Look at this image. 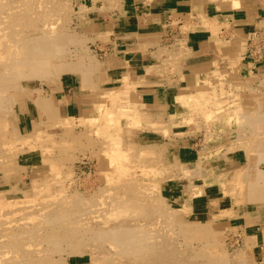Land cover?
Wrapping results in <instances>:
<instances>
[{"label": "rangeland", "instance_id": "374dc122", "mask_svg": "<svg viewBox=\"0 0 264 264\" xmlns=\"http://www.w3.org/2000/svg\"><path fill=\"white\" fill-rule=\"evenodd\" d=\"M87 4L0 0V102L23 85L45 87L84 67L94 71L103 51L88 44L94 6ZM33 46H45L43 65L53 74L21 73L30 57L21 54ZM238 58L193 80L177 117L181 127H172L168 113L159 122L148 116L143 126L140 112L113 100L88 117L65 119L46 110L37 89L44 118L24 134L14 127L10 104L0 103V180L9 183L0 189V264H264L240 220L221 211L264 214V75L239 73ZM177 137L192 143V180L213 185L220 211L190 214L161 196L162 183L180 170L172 152ZM30 151L39 164L29 173L19 163ZM241 166L247 175L232 181Z\"/></svg>", "mask_w": 264, "mask_h": 264}, {"label": "crops", "instance_id": "0c3cea01", "mask_svg": "<svg viewBox=\"0 0 264 264\" xmlns=\"http://www.w3.org/2000/svg\"><path fill=\"white\" fill-rule=\"evenodd\" d=\"M84 2L94 6L87 13L88 44L96 45L103 54L89 74L84 67L82 72L68 74L45 87L23 85L16 89L8 112L19 133H31L44 118L43 106L34 100L37 89V95L45 99L46 110L50 108L65 119L88 117L98 105L113 100L117 107L140 112L143 126L149 125L148 116L159 122L168 113L175 117L171 123L175 128L182 126L177 117L184 110L183 102L192 95L195 78L230 66L236 55L239 58L234 64L239 73L264 75V42L261 56L256 55L257 50L249 55L251 47L264 39V0ZM177 139L172 152L180 170L178 177L162 183L161 196L190 214L220 211V198L213 185L192 180V143L189 138L183 142ZM20 162L23 165L19 163V167L29 173L39 164L31 151ZM7 186L6 180H0V189ZM221 211L227 212V218L240 220L254 249L259 247L264 256L263 212H235L232 206Z\"/></svg>", "mask_w": 264, "mask_h": 264}, {"label": "bare ground", "instance_id": "6f19581e", "mask_svg": "<svg viewBox=\"0 0 264 264\" xmlns=\"http://www.w3.org/2000/svg\"><path fill=\"white\" fill-rule=\"evenodd\" d=\"M226 40V39H225ZM15 43H16V40H15ZM27 45V44H26ZM29 45V44H28ZM14 46V45H13ZM45 47V46H44ZM44 47L43 48H40V49H36L34 46H33V49H32V47H25L24 48V50H23V54H21L22 55V57H23V55H30V57H28V59L27 60H25L24 62H22L23 64L22 65H24V67H26L27 68V70H25V71H23V72H21V73H24V77L25 78H27V79H31L32 78V76L33 75H35V74H39V77H44V76H46V75H51V74H53V71L52 70H50V68L48 67V65L46 66L45 64H46V55H45V53H43L44 52ZM35 48V49H34ZM16 49V48H15ZM50 49V48H49ZM5 50V49H4ZM13 51V50H12ZM18 52V51H17ZM16 52V53H17ZM21 52V51H20ZM3 53V52H2ZM5 53V52H4ZM19 53V52H18ZM166 53V52H165ZM12 54H14V52L12 53ZM11 54V55H12ZM164 54V53H163ZM20 55V54H19ZM14 56H15V54H14ZM21 57V56H20ZM19 57V58H20ZM167 57V56H166ZM12 59H13V57H12ZM24 59H25V57H24ZM8 60V59H7ZM14 60V59H13ZM17 60V59H16ZM15 60V61H16ZM19 61V60H18ZM23 61V60H22ZM17 62V61H16ZM43 62L45 63L44 65H43ZM40 63V64H39ZM13 64V63H12ZM15 64V63H14ZM13 64V65H14ZM18 64V63H17ZM18 65H20V64H18ZM77 68V67H76ZM17 69V68H16ZM23 70H24V68H23ZM77 70V69H76ZM72 71H75V70H72ZM123 74V73H122ZM124 78V77H123ZM125 80V79H124ZM197 85V84H196ZM3 91V90H2ZM195 94V93H194ZM206 94V93H205ZM194 97V96H193ZM191 98V97H190ZM245 98V97H244ZM185 99V98H184ZM189 99V98H188ZM193 99V98H192ZM10 101H11V97L10 96H7V95H4V100H2L0 103H2V105L4 106V108H6V106L7 105H9L10 104ZM191 101V100H190ZM179 102V101H178ZM205 102V101H204ZM187 104V103H186ZM144 105V104H143ZM188 105H191V104H188ZM187 105V106H188ZM207 106V105H206ZM100 108V107H99ZM110 108V107H109ZM197 108V107H196ZM240 108V107H239ZM7 109V108H6ZM134 109V108H133ZM209 110V109H208ZM126 112V111H125ZM236 112V111H235ZM254 113V112H253ZM205 114V113H204ZM122 115V114H121ZM124 115V114H123ZM148 115V114H147ZM259 115V114H258ZM113 120V119H112ZM216 120V119H215ZM5 121V120H4ZM214 121V120H213ZM243 125V124H242ZM116 127V126H115ZM118 129V128H117ZM236 131V130H235ZM256 136V135H255ZM248 138V137H247ZM117 139V138H116ZM240 141V140H239ZM240 147V146H239ZM115 148V147H114ZM130 149V148H129ZM249 149V148H248ZM105 150V149H104ZM117 150V149H116ZM115 150V151H116ZM114 152V151H113ZM119 153V152H118ZM261 153V152H260ZM113 154V153H112ZM122 154V153H121ZM120 154V155H121ZM113 155H115V154H113ZM109 156V155H108ZM115 156H117V155H115ZM123 156V155H122ZM125 157V156H124ZM112 160V159H111ZM122 160V159H121ZM125 160H126V158H125ZM118 161L119 160H117V163H118ZM160 161V160H159ZM114 162V161H113ZM116 162V161H115ZM120 162V161H119ZM153 162V161H152ZM120 164V163H119ZM121 165V164H120ZM156 165V164H155ZM114 166H116V165H114ZM246 166V165H245ZM122 167V166H121ZM124 167V166H123ZM249 167V166H248ZM154 168V167H153ZM116 169V168H115ZM150 170V169H149ZM117 173V172H116ZM247 173H248V171H247V167H244V166H241V167H239L237 170H236V173L233 175V177L231 178V180L232 181H234V182H238V181H240L241 179L243 180V177L244 176H246L247 175ZM153 174V173H152ZM167 174V173H166ZM261 174V173H260ZM259 174V175H260ZM117 176V175H116ZM256 176H258V175H256ZM118 177V176H117ZM260 178V177H259ZM153 183L151 182V185H152ZM44 185V184H43ZM153 186V185H152ZM154 188V187H153ZM143 189V188H142ZM137 190V189H136ZM63 191V190H62ZM14 192V191H13ZM42 193V192H41ZM51 195V194H50ZM64 195V194H63ZM146 195H148V194H146ZM60 196V195H59ZM55 198V197H54ZM164 198V197H163ZM24 199V198H23ZM152 199V198H151ZM3 200V199H2ZM46 200V199H45ZM248 200H250V199H248ZM47 201V200H46ZM133 201V200H132ZM134 201H136V200H134ZM122 202V201H121ZM85 203V202H84ZM119 203V202H118ZM117 203V204H118ZM154 203V202H153ZM43 204V203H42ZM45 205V204H44ZM123 206V205H122ZM9 207V206H8ZM13 207V206H12ZM11 207V208H12ZM147 207V206H146ZM126 208V207H125ZM56 209V208H55ZM53 210V209H52ZM154 210V209H153ZM156 210V209H155ZM18 211V210H17ZM20 211V210H19ZM75 211V210H74ZM112 211V210H111ZM23 212V211H22ZM39 213V212H38ZM108 213V212H107ZM150 213V212H149ZM35 215V214H34ZM121 215V214H120ZM27 216H29V215H27ZM60 216V215H59ZM162 216V215H161ZM1 217V216H0ZM8 217V216H7ZM43 217V216H42ZM69 217V216H68ZM4 218H6V217H4ZM15 219V218H14ZM43 219V218H42ZM63 219V218H62ZM117 219V218H116ZM16 221V220H15ZM42 221V220H41ZM63 221V220H62ZM14 222V221H13ZM24 222V221H23ZM37 222V221H36ZM113 222V221H112ZM32 224V223H31ZM6 225V224H5ZM8 225V224H7ZM10 225V224H9ZM72 225V224H71ZM103 225V224H102ZM79 226V225H78ZM81 226V225H80ZM152 226V225H151ZM33 227V226H32ZM71 227H73V226H71ZM84 227V226H83ZM87 227V226H86ZM118 227H120V226H118ZM129 227V226H128ZM125 228V227H124ZM12 229V228H11ZM4 230V229H3ZM2 231V230H1ZM170 231V230H169ZM17 232V231H16ZM30 232V231H29ZM142 232V231H141ZM119 233V232H118ZM1 234V233H0ZM26 234V233H25ZM33 234V233H32ZM37 234V233H36ZM55 234V233H54ZM102 234V233H101ZM16 235V234H15ZM29 235V234H28ZM137 235V234H136ZM165 235V234H164ZM42 236V235H41ZM51 236H53V235H51ZM35 237V236H34ZM117 237H119V236H117ZM123 237V236H122ZM8 238H10V237H8ZM103 238V237H102ZM39 239V238H38ZM50 239H51V237H50ZM53 239V238H52ZM55 239H56V237H55ZM92 239V238H91ZM158 239V238H157ZM14 240V239H13ZM36 240V239H35ZM112 240V239H111ZM123 240H125V239H123ZM15 241V240H14ZM42 242V241H41ZM118 242V241H117ZM15 243V242H14ZM94 243V242H93ZM133 243V242H132ZM37 245V244H36ZM175 245V244H174ZM7 246H9V245H7ZM45 246V245H44ZM102 246V245H101ZM109 246V245H108ZM145 246V245H144ZM23 247V246H22ZM27 247H29V245H27ZM38 247H40V246H38ZM169 247V246H168ZM11 248H12V246H11ZM31 248V247H30ZM106 248V247H105ZM46 249V248H45ZM181 249V248H180ZM17 250V249H16ZM33 250V249H32ZM121 250V249H120ZM39 251V250H38ZM96 251V250H95ZM135 251V250H134ZM14 252V251H13ZM136 252V251H135ZM5 253H6V251H5ZM9 253H12L11 252V250H10V252ZM128 253V252H127ZM153 253V252H152ZM14 254H15V252H14ZM14 254H12V255H14ZM28 254V253H27ZM26 254V255H27ZM12 255H10V257L12 256ZM25 255V256H26ZM150 255V254H149ZM16 256H17V252H16ZM16 256H14V257H16ZM31 256V255H30ZM127 256H128V254H127ZM132 256H133V254H132ZM19 257V256H18ZM28 257V256H27ZM138 257V256H137ZM7 258V255H6V257H5V259ZM20 258V257H19ZM18 258V259H19ZM28 258H30V257H28ZM36 258V257H35ZM43 258V257H42ZM126 258V257H125ZM131 258V257H130ZM1 259V258H0ZM15 259V258H14ZM17 259V258H16ZM24 260L26 259V257H24L23 258ZM164 259V258H163ZM2 260H4V259H2ZM20 260V259H19ZM12 261V260H11ZM26 261V260H25ZM30 261V260H29ZM2 262V261H1ZM15 261H13V262H10V264L12 263H14ZM17 263H19L18 262V260L16 261ZM32 262H33V260H32ZM40 262V261H39ZM5 263V262H4ZM22 263V262H21ZM26 263V262H25ZM118 263V262H117ZM231 263V262H230ZM1 264H3V263H1ZM16 264V263H15ZM26 264H28V263H26ZM30 264V263H29Z\"/></svg>", "mask_w": 264, "mask_h": 264}, {"label": "built area", "instance_id": "2783aa9c", "mask_svg": "<svg viewBox=\"0 0 264 264\" xmlns=\"http://www.w3.org/2000/svg\"><path fill=\"white\" fill-rule=\"evenodd\" d=\"M262 42H264V39H261L259 41H257V43H255V45H253L250 49L251 51H249V55L252 54V51L255 52V50H259L261 48ZM258 56V55H257ZM259 57V56H258Z\"/></svg>", "mask_w": 264, "mask_h": 264}]
</instances>
